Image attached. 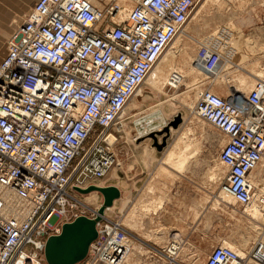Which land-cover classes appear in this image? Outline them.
Returning <instances> with one entry per match:
<instances>
[{
	"label": "built area",
	"instance_id": "1",
	"mask_svg": "<svg viewBox=\"0 0 264 264\" xmlns=\"http://www.w3.org/2000/svg\"><path fill=\"white\" fill-rule=\"evenodd\" d=\"M130 1L127 18L115 21L120 0H37L11 35L0 63V264H47L49 237L78 217L98 215L76 188L102 187L98 181L119 165L118 121L196 3ZM226 61L202 44L193 64L212 76ZM179 77L173 73L169 88ZM198 92L195 117L227 139L218 156L226 171L221 193L264 213V81L246 96ZM97 229L83 264H126L130 241L155 264H183L179 246L145 245L106 212ZM262 247L242 258L221 244L205 264H264Z\"/></svg>",
	"mask_w": 264,
	"mask_h": 264
},
{
	"label": "rangeland",
	"instance_id": "2",
	"mask_svg": "<svg viewBox=\"0 0 264 264\" xmlns=\"http://www.w3.org/2000/svg\"><path fill=\"white\" fill-rule=\"evenodd\" d=\"M28 11L14 19L12 33ZM255 35H264V0H196L187 24L173 41H177L175 48L166 60H160L121 115L115 129L120 136L119 165L98 181L102 187L139 181L129 201L121 207L114 203L107 216L120 219L147 243L164 249L176 243L181 248L178 259L184 263L205 264L213 248L221 244L236 248L242 258L260 245L264 250V213L253 220L247 208L221 195L226 171L218 156L227 139L194 114L198 90L208 88L223 97L233 93L217 75H207L193 64L200 45L222 52L227 58L223 68L228 71L264 73V58L248 65ZM231 61L236 66H230ZM175 71L184 78L179 86L169 88ZM236 79L229 75V85H235ZM260 80L264 81V75ZM254 86L236 93L246 96ZM84 199L96 208L103 204L99 192ZM138 243L129 242L126 264H155ZM247 264L261 262L251 259Z\"/></svg>",
	"mask_w": 264,
	"mask_h": 264
},
{
	"label": "water",
	"instance_id": "3",
	"mask_svg": "<svg viewBox=\"0 0 264 264\" xmlns=\"http://www.w3.org/2000/svg\"><path fill=\"white\" fill-rule=\"evenodd\" d=\"M80 193L88 195L99 192L103 196V204L98 210L96 218L81 216L70 223H65L60 235L48 238L45 247V260L47 264H80L90 251L91 245L98 238L97 223L105 215L108 208L113 207L116 200L121 197V191L116 186H90L87 189H78Z\"/></svg>",
	"mask_w": 264,
	"mask_h": 264
},
{
	"label": "crops",
	"instance_id": "4",
	"mask_svg": "<svg viewBox=\"0 0 264 264\" xmlns=\"http://www.w3.org/2000/svg\"><path fill=\"white\" fill-rule=\"evenodd\" d=\"M32 2H33V0H0V63H1L2 59L7 55L6 43L10 39V36L12 33L11 26L14 22V19H19L26 11H28V9L33 8L37 1H35V3L33 5H32ZM15 24H17V23H15ZM248 55H249L248 65L254 64L258 58H264V35L263 36L255 35V39L253 40L252 45L249 46ZM251 59H253L252 62L250 61ZM228 63H230V62L228 61ZM231 63H232V61H231ZM226 64H227V62H226ZM231 65H232V67L236 66V65H234V63L230 64V66ZM225 68L226 67H224L220 73H217L216 77L218 79H221V81L226 82L228 84L227 88L231 92H237L238 94H241V92L245 93L244 90H247L249 88L251 89V87L254 86V83L257 84V82H259V78L262 75H264L263 72L256 71V69L255 70L253 69L254 72L251 71L248 74H245V73H238L237 74L236 72L228 71ZM254 68H256L255 65H254ZM231 74H233L235 76V78H237L235 81V85H229L228 76ZM232 81H234V80H232ZM237 97H238V95H237ZM120 183H118L117 187L121 191V197L115 201V205H116V202L118 201L119 202L118 206L121 207L123 202L127 203V201H129V198L133 194L132 188L136 187V185L139 183V181L135 180L133 183L128 182V183H125L124 186L121 185ZM132 234L135 237H137L138 240L141 239L142 243L145 245L149 244V245H153L159 249H164V248H161L158 245L154 244L153 242H152L153 244L145 242V240L142 239L140 234H138L136 232H134ZM181 262L183 264H189V263H184L183 261H181Z\"/></svg>",
	"mask_w": 264,
	"mask_h": 264
},
{
	"label": "bare ground",
	"instance_id": "5",
	"mask_svg": "<svg viewBox=\"0 0 264 264\" xmlns=\"http://www.w3.org/2000/svg\"><path fill=\"white\" fill-rule=\"evenodd\" d=\"M119 6H120V10H119V13L117 14V16L115 17V21H124L126 18H127V14H128V12L131 10V8L133 7V2H131L130 0H124V1H120V3H119ZM15 27V26H14ZM175 40V39H174ZM173 43V42H172ZM176 44H177V41H175L174 43H173V47L172 48H170L169 50L167 49L166 50V52H165V54L163 55V57H162V59L161 60H166L167 59V54L172 50V49H174L175 48V46H176ZM170 47V46H169ZM160 62V61H159ZM156 69V68H155ZM176 73H178L179 75H180V77H179V80L177 81V84H175V87L176 86H179L180 85V83H181V81H182V79L184 78L182 75H181V73H179L178 71H175ZM175 72H173V73H175ZM158 73H159V70L157 69L156 71H154V77L156 78V76L158 75ZM173 73L171 74V76L173 75ZM170 76V77H171ZM198 95H199V93H198ZM197 95V96H198ZM220 163V162H219ZM221 164V163H220ZM221 166H222V164H221ZM223 167V166H222ZM223 169H224V167H223ZM254 183H255V185L256 186H258L257 185V180L255 181L254 180ZM264 185V184H263ZM258 193H264V186H258ZM221 195H223V197L224 198H226L227 200L229 199V200H231L230 202L231 203H235V201L232 199V198H230V197H227V196H225L224 194H222L221 193ZM257 203H255V204H253V205H251V206H248L247 207V215L249 216V217H251L253 220H257L259 217H262V214H261V211L262 210H260V208H259V206H257L256 205ZM263 213V212H262ZM263 218V217H262ZM260 219V218H259ZM173 245H177L176 243H173ZM224 246V245H223ZM235 248V247H234ZM235 251H236V248L234 249ZM237 252V251H236ZM238 253V252H237ZM239 255L241 254V253H238ZM242 255V254H241Z\"/></svg>",
	"mask_w": 264,
	"mask_h": 264
}]
</instances>
